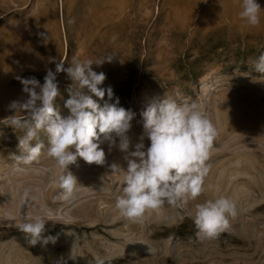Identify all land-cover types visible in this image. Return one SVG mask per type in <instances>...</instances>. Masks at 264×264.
I'll list each match as a JSON object with an SVG mask.
<instances>
[{"label":"rangeland","instance_id":"374dc122","mask_svg":"<svg viewBox=\"0 0 264 264\" xmlns=\"http://www.w3.org/2000/svg\"><path fill=\"white\" fill-rule=\"evenodd\" d=\"M260 23L247 26L238 0H0V118L22 100L19 78L43 83L46 70L73 58L112 55L92 68L104 72L119 106L135 113L132 143L142 133V112L165 97L195 101L217 135L207 160L204 191L184 207L164 204L132 223L115 209L120 180L110 165L127 162L105 141V163L82 158L68 166L78 180L71 202L60 199V169L45 149L31 165H17L16 132L0 125V264H264V75L254 61L264 52V0ZM63 102L71 80L57 74ZM101 106L107 100L94 96ZM117 145L119 138H116ZM145 146L150 141L145 137ZM131 149V145H130ZM74 150V149H73ZM218 196L237 207L229 226L215 238L201 239L191 218L194 206ZM48 214L42 235L55 244L29 245L15 226L34 214ZM149 250H154V253ZM70 255L75 259L70 258Z\"/></svg>","mask_w":264,"mask_h":264},{"label":"clouds","instance_id":"9594fccd","mask_svg":"<svg viewBox=\"0 0 264 264\" xmlns=\"http://www.w3.org/2000/svg\"><path fill=\"white\" fill-rule=\"evenodd\" d=\"M239 17L247 26L260 23L261 6L257 0H238ZM112 55L96 59L73 58L65 68L64 60L55 63V70L48 68L41 83L35 77L19 78L22 91L27 96L8 104L13 114L0 118V125L11 126L23 132L17 136L19 155L12 158L17 165L28 166L37 162L47 139L46 155L61 170L56 177L60 199L71 203L78 192L77 177L68 166L82 158L88 164L103 165L105 151L100 146L105 141L109 150L115 145L124 153L126 167L113 163L111 173L121 182V193L115 200V209L132 223H141L148 210L164 204L184 207L204 191V178L208 173L207 160L217 130L203 108L195 101H180L163 98L152 103L142 112V133L132 143L128 133L135 113L119 106V98L112 100L111 86L101 87L106 79L104 72L92 68L111 61ZM254 71L264 75V52L254 61ZM65 72L71 84L65 89L68 98L61 114L55 105L61 95L57 74ZM107 93V100H104ZM95 97L104 100L103 105ZM3 130L0 129V136ZM150 141L145 146L144 139ZM116 138H119L117 145ZM131 145V149H130ZM74 149V150H73ZM237 207L227 196H218L197 203L191 214L196 236L201 239L215 238L229 226V217H235ZM54 220L48 214H34L16 224L29 245L55 244L58 237L44 236L46 223ZM154 253V250H149ZM70 258L75 259L70 255ZM54 264H67L61 257ZM95 264H105L97 258Z\"/></svg>","mask_w":264,"mask_h":264}]
</instances>
